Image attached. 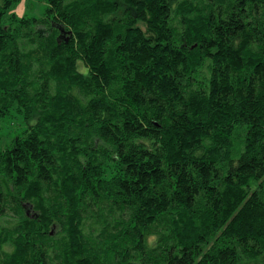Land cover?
I'll return each instance as SVG.
<instances>
[{
    "label": "trees",
    "instance_id": "obj_1",
    "mask_svg": "<svg viewBox=\"0 0 264 264\" xmlns=\"http://www.w3.org/2000/svg\"><path fill=\"white\" fill-rule=\"evenodd\" d=\"M25 1L0 264H264V0Z\"/></svg>",
    "mask_w": 264,
    "mask_h": 264
},
{
    "label": "rangeland",
    "instance_id": "obj_2",
    "mask_svg": "<svg viewBox=\"0 0 264 264\" xmlns=\"http://www.w3.org/2000/svg\"><path fill=\"white\" fill-rule=\"evenodd\" d=\"M42 7V4H37L36 2H32V4L27 3L25 0H21V3L18 5L16 12L21 15L24 11H27L28 13H31L32 16H38L40 12L42 11L40 8ZM1 128L0 132L7 134L6 142H8L11 139V136H14L21 130V121L20 118H5L0 122Z\"/></svg>",
    "mask_w": 264,
    "mask_h": 264
}]
</instances>
